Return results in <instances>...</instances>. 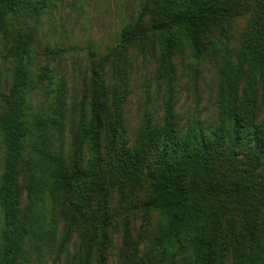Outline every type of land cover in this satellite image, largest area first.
<instances>
[{"label": "trees", "instance_id": "obj_1", "mask_svg": "<svg viewBox=\"0 0 264 264\" xmlns=\"http://www.w3.org/2000/svg\"><path fill=\"white\" fill-rule=\"evenodd\" d=\"M55 1L0 0L12 66L9 91L0 92V264H41L46 253L54 264L75 230L67 264H106L114 230L119 264H264V0H143L114 47L90 52L87 82L70 105L59 93L34 106L31 90L53 94V76L45 68L31 85L36 23L10 27L37 20ZM246 14L238 34L233 21ZM146 44L158 48L161 114L156 120L146 106L130 143L126 53ZM184 49L196 65L220 58L213 119L181 124L176 113L174 58ZM135 213L145 221L156 214L144 253L143 233L131 229Z\"/></svg>", "mask_w": 264, "mask_h": 264}, {"label": "rangeland", "instance_id": "obj_2", "mask_svg": "<svg viewBox=\"0 0 264 264\" xmlns=\"http://www.w3.org/2000/svg\"><path fill=\"white\" fill-rule=\"evenodd\" d=\"M143 0H57L52 7L41 11L38 19L18 20L12 22L13 31L22 26L29 30L35 23L36 31L32 44L30 61V83H37V75L45 68L51 70L54 84L50 86L53 94L45 96L47 90L39 91L34 88L30 93V103L38 106L39 103L52 102L56 95L61 93L66 105L71 104V97L79 93L85 86L88 78L87 69L91 55L103 56L120 39L121 29L135 21L141 11ZM248 14L233 21V30L241 33ZM5 41L0 36V92L8 93L11 84L12 66L5 52L11 40ZM147 45V44H146ZM139 50L132 46L126 53L130 70V94L123 106L127 138L133 142L137 128L141 122L146 106L154 112L156 120L161 114L162 91L155 78L158 66V48L149 45ZM60 50L56 55L53 51ZM174 62L177 70V105L176 113L181 124L194 117L213 119L215 115V99L219 84L217 69L220 65L219 56L212 55L202 60L199 65L193 63L187 49L176 55ZM197 68V75L194 68ZM3 108L0 103V113ZM56 148L59 139L55 142ZM70 137L65 134V152L69 150ZM2 155L0 145V159ZM1 174V164H0ZM156 214L151 213L148 221L141 218V214L131 216L133 233L141 231L144 240L140 245V252L149 249L150 241L156 233ZM64 233V223L61 220L57 230V245ZM111 247L107 251L106 264H119L118 253L121 247V236L114 230L111 233ZM79 241L78 231L72 233L67 249L62 252L54 264H67L71 254L77 250ZM54 255L46 253L41 264H53ZM187 260L177 257L173 264H186ZM160 264H169L167 260Z\"/></svg>", "mask_w": 264, "mask_h": 264}]
</instances>
